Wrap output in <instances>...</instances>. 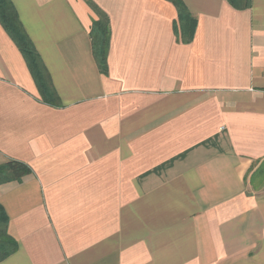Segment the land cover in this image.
<instances>
[{
  "label": "crops",
  "instance_id": "crops-1",
  "mask_svg": "<svg viewBox=\"0 0 264 264\" xmlns=\"http://www.w3.org/2000/svg\"><path fill=\"white\" fill-rule=\"evenodd\" d=\"M9 1L58 102L0 23V165L30 169L0 184L1 264H264V0H181L188 44L166 0Z\"/></svg>",
  "mask_w": 264,
  "mask_h": 264
},
{
  "label": "trees",
  "instance_id": "trees-1",
  "mask_svg": "<svg viewBox=\"0 0 264 264\" xmlns=\"http://www.w3.org/2000/svg\"><path fill=\"white\" fill-rule=\"evenodd\" d=\"M166 1L170 2L176 9L182 43H190L196 25L195 19L190 15L181 0ZM225 1L235 10H246L250 7V0ZM87 5L96 16V19L92 21L89 32L93 57L99 72L102 75H107V51L110 37L109 20L92 2L87 1ZM0 23L24 57L30 73L36 82L42 102L55 105L58 102V96L51 85L48 73L20 24L16 11L9 0H0ZM258 163L252 164L250 168V182L254 185L256 183L262 186V180H264V160ZM29 173L30 169L26 164L9 160L5 164L0 165V184L10 180L20 182L22 177ZM7 226L8 218L0 206V264L17 249L16 242L8 235Z\"/></svg>",
  "mask_w": 264,
  "mask_h": 264
},
{
  "label": "rangeland",
  "instance_id": "rangeland-1",
  "mask_svg": "<svg viewBox=\"0 0 264 264\" xmlns=\"http://www.w3.org/2000/svg\"><path fill=\"white\" fill-rule=\"evenodd\" d=\"M262 186H264V180H262Z\"/></svg>",
  "mask_w": 264,
  "mask_h": 264
}]
</instances>
